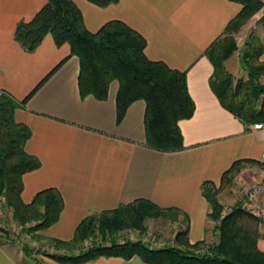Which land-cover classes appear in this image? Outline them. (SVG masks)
Here are the masks:
<instances>
[{
    "label": "crops",
    "instance_id": "crops-1",
    "mask_svg": "<svg viewBox=\"0 0 264 264\" xmlns=\"http://www.w3.org/2000/svg\"><path fill=\"white\" fill-rule=\"evenodd\" d=\"M46 1L0 0V94L6 91L22 100L46 78L26 105L15 111L16 120L32 131L26 151L41 160L38 169L23 176V199L29 202L38 191L56 187L65 201L59 220L42 234L71 239L86 216L146 198L188 215L190 243L209 238L213 221L208 217L210 205L202 193L203 182L220 186L223 173L235 161L244 160L236 182L264 186V131L253 130V124L223 105L213 87L214 64L205 53L242 4L233 0H119L102 7L90 0H73L90 31L122 20L146 38L149 59L187 72L195 111L179 121L185 148L160 151L145 143V100L133 102L118 123V80L111 82L105 100L82 97L80 59L71 54L69 43L59 46L49 33L35 50L28 51L17 41V24L32 19ZM260 60L264 61V51ZM176 222L180 226L175 233L182 226ZM260 230L258 245L264 250V222ZM25 259L30 261L20 244L0 241V264H25ZM82 264L149 263L136 255L130 259L103 256Z\"/></svg>",
    "mask_w": 264,
    "mask_h": 264
},
{
    "label": "trees",
    "instance_id": "trees-1",
    "mask_svg": "<svg viewBox=\"0 0 264 264\" xmlns=\"http://www.w3.org/2000/svg\"><path fill=\"white\" fill-rule=\"evenodd\" d=\"M90 1L103 7L119 0ZM233 1L241 3L242 9L205 53L214 64L213 87L219 99L250 125L264 120V84L259 82V77L264 76V61L260 60L264 46L261 44L254 56L247 54L259 60L258 64L249 67L247 81L234 83L224 61L238 48L236 34L254 16L264 13V0ZM49 33L57 45L69 43L71 54L79 57L78 86L82 97L93 95L105 100L111 82L118 80L117 122L123 120L133 102L143 99L146 102V145L160 151L185 148L179 121L192 117L195 111L187 72L172 68L162 60L149 59L145 54L147 40L140 32L122 20L108 21L99 30L90 31L73 0H47L32 19L17 24L15 38L26 50L33 51ZM45 79L22 100L6 91L0 94V194L6 206L12 209L14 220L25 232L36 237H43L39 233L59 220L65 201L56 187L38 191L29 202L23 199V176L38 169L41 160L26 151L32 131L27 124L16 120L15 111L26 105ZM243 163L244 160L235 161L223 173L220 186L212 181L202 184V193L210 205L208 217L214 221V229L219 233L218 242L209 244L203 253L195 252V249L202 247L204 240L193 244L189 241L187 214L140 198L86 216L71 239L49 238L57 247L68 250L49 255L61 264H82L103 256L130 259L136 255L149 264H264V250L258 245L263 218L242 202L224 213L225 207L218 197L221 186L241 171ZM181 213L183 219H180ZM164 217L182 224L174 236V244L156 248L143 240L117 239L116 234L121 229L132 227L145 231L148 219ZM98 235L103 241L84 246L87 240ZM29 249L25 246L24 252L31 253Z\"/></svg>",
    "mask_w": 264,
    "mask_h": 264
},
{
    "label": "rangeland",
    "instance_id": "rangeland-1",
    "mask_svg": "<svg viewBox=\"0 0 264 264\" xmlns=\"http://www.w3.org/2000/svg\"><path fill=\"white\" fill-rule=\"evenodd\" d=\"M259 14L254 16L248 23V27H244L238 34H236V42L238 48L232 53V55L224 61V67L226 71L231 75L233 82L236 83L238 80L247 81L249 74V67L252 64H258L259 60L248 56L247 54H254L256 50L261 46V32L264 30L262 27L263 24L257 25L255 27L253 34L250 35L252 29L254 28L255 21L259 18ZM248 56V57H247ZM259 82L264 84V76L259 77ZM264 168V167H263ZM237 175H234L231 181H228L225 185L221 186V189L218 193L220 201H222L225 210H229L234 205H236L239 200L243 199L246 195L245 186L250 184L239 185L236 182ZM238 197L240 199H238ZM249 197V196H248ZM246 197V203L243 206H259L264 207V187L256 195ZM243 203V202H242ZM244 204V203H243ZM180 219H183L180 216ZM147 228L145 231H141L137 228H125L118 231L116 234L119 241L122 240H143L144 242L150 244L153 247H164L168 246L171 243L174 244L175 240L172 238L175 233V229L179 225L176 221H172L169 217L153 219L150 218L147 220ZM214 221L212 226V234L209 238H206L205 244L196 248L195 252L203 253L208 250L209 244L217 243L219 240V233L214 229ZM180 226V225H179ZM182 227V226H181ZM180 227V228H181ZM39 234H42L40 232ZM176 234V233H175ZM43 235V234H42ZM175 236V235H174ZM172 238V239H171ZM0 241L3 242H17L20 244L23 253L28 258L25 259V264L29 262L30 264H56L60 263L57 260L50 257V253L55 252H68L65 248H59L55 244L50 242L48 237H36L33 234L27 233L24 231L22 225L18 224L12 214V209L6 206L4 197L0 194ZM93 241H103L101 236H96V238L89 239L85 242L84 246H88ZM172 241V242H171ZM28 246L31 253L27 254L24 252V247ZM85 248V247H84ZM47 253V254H45Z\"/></svg>",
    "mask_w": 264,
    "mask_h": 264
},
{
    "label": "built area",
    "instance_id": "built-area-1",
    "mask_svg": "<svg viewBox=\"0 0 264 264\" xmlns=\"http://www.w3.org/2000/svg\"><path fill=\"white\" fill-rule=\"evenodd\" d=\"M252 129L253 130H263L264 131V120L263 121H259V122H255L252 125ZM262 161H264V154L262 156ZM263 187H264L263 184L260 183V182L253 183V184H250L248 186H245L244 189L246 190L245 192H246L247 196H244L243 199H242L244 205L246 203V199H247L246 197H248V196L250 197V196H254V195L258 194L263 189ZM246 207L249 208L250 210H252L257 215L261 216L263 218V220H264V207H259V206H252V208L248 207V206H246ZM230 209L224 211V213L229 212Z\"/></svg>",
    "mask_w": 264,
    "mask_h": 264
},
{
    "label": "water",
    "instance_id": "water-1",
    "mask_svg": "<svg viewBox=\"0 0 264 264\" xmlns=\"http://www.w3.org/2000/svg\"><path fill=\"white\" fill-rule=\"evenodd\" d=\"M261 23H262V24L264 23V13H262V14L259 16V18L255 21L254 28L252 29V32L250 33V35L253 34V31H254L255 27H257V25H259V24H261Z\"/></svg>",
    "mask_w": 264,
    "mask_h": 264
}]
</instances>
